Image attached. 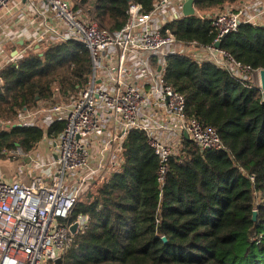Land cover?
<instances>
[{
	"label": "trees",
	"instance_id": "trees-1",
	"mask_svg": "<svg viewBox=\"0 0 264 264\" xmlns=\"http://www.w3.org/2000/svg\"><path fill=\"white\" fill-rule=\"evenodd\" d=\"M78 1L101 27L115 32L126 24L130 5L148 13L156 0ZM239 1L247 0H196L194 9L207 16ZM169 28L178 40L203 47L216 37L210 20L196 16ZM219 49L252 71L264 69V25L241 24ZM165 70L167 85L185 100L186 116L214 128L221 148L201 150L185 140L183 153L169 160L159 182L158 160L145 135L128 132L119 171L96 181L65 221L87 218L61 254V264H264L260 92L213 63L185 55L168 57ZM90 74L88 51L73 41L31 49L5 65L0 70V160L13 159L10 152L16 149L28 155L41 141L54 140L62 124L45 135L13 127L17 114L56 95L63 101L76 97Z\"/></svg>",
	"mask_w": 264,
	"mask_h": 264
},
{
	"label": "built area",
	"instance_id": "built-area-1",
	"mask_svg": "<svg viewBox=\"0 0 264 264\" xmlns=\"http://www.w3.org/2000/svg\"><path fill=\"white\" fill-rule=\"evenodd\" d=\"M12 1L0 0V12ZM24 1L30 16L23 12L20 18L34 41L22 55L73 41L84 46L91 62L89 83L76 97L47 107L37 102L21 110L13 124L45 135L54 124L63 125L50 140L55 155L48 163H36L20 149L10 152L34 168L54 167L52 176L10 182L0 175V264H54L85 227L83 216L65 222L82 190L119 171L128 132L145 135L158 160L159 182L169 160L183 153L185 140L201 150L221 148L214 128L186 116L184 98L165 81L166 59L185 55L210 62L247 88L255 87L257 71L235 62L215 44L241 24L264 25V0H247L236 8L227 5L207 16L194 9L193 16L209 19L216 33L212 45L205 47L178 40L169 28L184 18L187 0H156L148 13L130 5L126 24L115 32L101 27L78 0Z\"/></svg>",
	"mask_w": 264,
	"mask_h": 264
},
{
	"label": "crops",
	"instance_id": "crops-1",
	"mask_svg": "<svg viewBox=\"0 0 264 264\" xmlns=\"http://www.w3.org/2000/svg\"><path fill=\"white\" fill-rule=\"evenodd\" d=\"M243 2H236L230 5V8L239 7ZM29 10L24 0H14L0 12V70L8 63H15L16 58L23 54L28 44L34 41L32 30H29L24 20L20 18V13L23 12L30 16ZM26 163L29 164V161ZM29 165L30 168H34L32 164ZM16 166L25 168V164L22 163Z\"/></svg>",
	"mask_w": 264,
	"mask_h": 264
},
{
	"label": "rangeland",
	"instance_id": "rangeland-1",
	"mask_svg": "<svg viewBox=\"0 0 264 264\" xmlns=\"http://www.w3.org/2000/svg\"><path fill=\"white\" fill-rule=\"evenodd\" d=\"M255 87L258 88V83H255ZM62 101L63 99L59 95H56L54 99H52L50 102H46L40 105H44V107H47ZM30 155L32 159L36 161V163L37 162L48 163L49 158L55 155L52 142L50 140L41 141L40 144L35 149V151L31 152L28 156ZM19 163L25 164V168L17 167L16 164L18 165ZM53 172H54V167L30 168V165L27 164L24 160L20 162V159L18 157L13 159L0 160V175L5 180L10 182L11 181L27 182L34 176H40L43 178L51 177ZM87 191L88 190L86 189L82 190L80 200H85ZM93 191L94 189L92 190V192Z\"/></svg>",
	"mask_w": 264,
	"mask_h": 264
},
{
	"label": "water",
	"instance_id": "water-1",
	"mask_svg": "<svg viewBox=\"0 0 264 264\" xmlns=\"http://www.w3.org/2000/svg\"><path fill=\"white\" fill-rule=\"evenodd\" d=\"M127 2H129L130 0H125ZM196 0H187L182 8V14L184 16V18H188V17H192L195 13L194 11V4H195ZM215 48H219V43L215 44ZM256 76H257V83H258V88L257 90L260 92V97H261V103L264 104V69H260L256 72ZM2 84V81L0 79V85ZM1 126V124H0ZM185 137H187V135L185 134ZM253 221H255L256 219V213L253 212V216H252ZM76 230V226H72L70 228L71 233H75ZM163 242H166V239L163 237L162 238ZM62 260L61 258H57L54 261V264H61Z\"/></svg>",
	"mask_w": 264,
	"mask_h": 264
}]
</instances>
